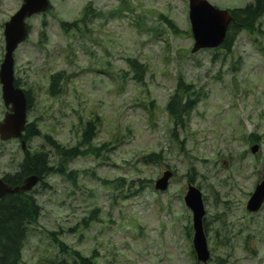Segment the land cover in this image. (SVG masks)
<instances>
[{"label":"rangeland","instance_id":"obj_1","mask_svg":"<svg viewBox=\"0 0 264 264\" xmlns=\"http://www.w3.org/2000/svg\"><path fill=\"white\" fill-rule=\"evenodd\" d=\"M49 1L48 11L27 18L29 37L14 52L15 75L33 96L27 120L38 119L42 132L71 145L78 121L99 116L95 141H110L113 151L100 160L73 159L69 167L94 169L109 179L150 181L132 194L116 193L87 173L75 187L65 176H49V189L38 195L41 215L21 264H60L50 232L86 255L94 250L95 264H195L192 232L186 229L192 213L183 200L188 184L203 194L211 260L222 256L228 264H264V206L254 213L245 206L264 178V16L261 36L241 32L229 54L212 59L214 49L191 50L188 0ZM208 1L232 9L252 0ZM21 3L0 0V62L4 22ZM86 3L96 9L88 32L65 34L58 21L80 17ZM160 14L184 32L172 33ZM42 18L47 43L40 49L34 43ZM127 57L146 65L145 84L132 79ZM59 69L69 78L59 95L50 96L49 75ZM179 74L208 93L176 139L165 105ZM4 112L0 85V119ZM251 132L260 134L261 141L247 140ZM38 143L35 139L33 146ZM254 145L258 149L252 153ZM152 151H160L163 161L142 164L141 156ZM21 155L17 140H0V172L13 171ZM191 167L192 182L186 175ZM166 169L173 172L168 188L154 190V180Z\"/></svg>","mask_w":264,"mask_h":264},{"label":"trees","instance_id":"obj_2","mask_svg":"<svg viewBox=\"0 0 264 264\" xmlns=\"http://www.w3.org/2000/svg\"><path fill=\"white\" fill-rule=\"evenodd\" d=\"M50 6L48 9L51 8ZM228 10L231 14V21L223 43L213 48L216 53L213 54L212 59H215L220 53L221 55L229 54L236 36L241 32H246L252 36L255 35V37L263 34L261 18L264 16V0H252L242 7ZM95 13V7L91 6L90 3H86L80 17L72 21L59 20L58 22L65 34L84 36L85 32H88V22ZM159 19L172 33L180 34L184 32L166 15L160 14ZM46 26V20L42 18L40 20L41 31L39 30L37 35L39 38L34 43L40 49H43V44L45 46V43H47ZM30 27L31 25L28 23L29 33ZM126 63L132 73V79L139 84H145L146 65L135 57H127ZM68 78L69 74L64 69L51 72L47 86L48 94L50 96L59 95L62 92L64 82ZM25 84L26 82H21L15 75L14 85L21 87ZM24 91L27 97V112L29 113L34 105L33 96L30 89L24 88ZM207 93L202 86L199 87L194 82L186 81L181 74L176 77L173 92L165 105L168 117L172 123L171 133L176 139L179 137V132L185 128L190 112L201 99L206 97ZM148 102L151 107L155 104L154 100H149ZM100 122L99 116L86 120L80 119L78 121L77 138L73 144L68 145L58 141L50 133L42 132L38 119L27 120L23 131L25 148L22 150L21 159L13 172L6 173L4 181L11 186H16L21 184L25 177L32 174L37 175L39 181L30 191L6 193L0 197V264L22 263L23 250L28 241L29 233L33 226L38 223L41 215L42 207L38 195L42 191L49 189L50 185L45 180L49 176H65L70 180L72 186L75 187L76 180L84 177L83 174L87 173V176L92 180L98 181L101 186L112 188L116 193L130 192L134 194L148 185L147 182L150 180L145 178L127 180L125 177L119 176L109 179L98 175L94 169L77 170L69 167L73 159L91 157L95 160H100L113 151V144L110 141L102 143L95 141ZM245 138L253 143L261 141L260 134L255 132L249 133ZM35 139H39V143L33 146ZM183 142V139L179 140L181 146ZM162 161L163 157L160 151H152L141 156V162L144 165L158 164ZM194 173L195 171L191 167L186 173L188 181H193ZM126 193L123 195H126ZM82 222L87 225L89 223L88 218L84 217ZM203 224L206 231V217L203 220ZM186 229L187 234L191 235L190 225ZM50 235L57 248L55 255L60 264H95L94 250L91 254L86 255L74 247L67 246L56 237L55 232H50ZM209 261H213V264H228V262L226 263L227 259L222 256H215ZM195 264L203 263L196 261ZM206 264L211 263L208 262Z\"/></svg>","mask_w":264,"mask_h":264},{"label":"water","instance_id":"obj_3","mask_svg":"<svg viewBox=\"0 0 264 264\" xmlns=\"http://www.w3.org/2000/svg\"><path fill=\"white\" fill-rule=\"evenodd\" d=\"M49 0H22L20 7L4 22V53L0 62L1 98L6 112L0 120V139L2 141L16 138L21 139L22 149L25 142L22 139L27 122V97L24 89L14 85V51L29 34L26 19L45 12L49 7ZM188 19L193 38V52L200 49H212L220 46L226 36L231 14L228 9H221L208 0H188ZM258 149L257 145L250 148L252 153ZM173 172L166 169L154 180L153 188L163 192L169 185ZM39 181L35 174L25 177L21 184L11 186L0 178V197L6 193L30 191ZM185 205L192 213V248L196 260L207 263L210 259L207 236L204 231L203 218L205 206L200 188L188 184L183 196ZM264 204V178L258 181L246 201L247 211H258Z\"/></svg>","mask_w":264,"mask_h":264},{"label":"flooded vegetation","instance_id":"obj_4","mask_svg":"<svg viewBox=\"0 0 264 264\" xmlns=\"http://www.w3.org/2000/svg\"><path fill=\"white\" fill-rule=\"evenodd\" d=\"M6 107H5V112H6ZM5 112H4V114H5ZM3 118V117H2ZM18 142H20V140H18V139H16ZM15 170V169H14ZM13 170V171H14ZM13 171H5V172H0V177L2 178V180L4 181V178H5V175H6V173H8V172H13ZM23 181V180H22Z\"/></svg>","mask_w":264,"mask_h":264}]
</instances>
